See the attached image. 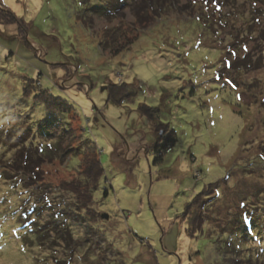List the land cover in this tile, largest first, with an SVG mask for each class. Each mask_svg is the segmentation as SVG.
Instances as JSON below:
<instances>
[{"label": "rangeland", "instance_id": "obj_1", "mask_svg": "<svg viewBox=\"0 0 264 264\" xmlns=\"http://www.w3.org/2000/svg\"><path fill=\"white\" fill-rule=\"evenodd\" d=\"M0 1L18 18L0 12V264H264V2L176 0L136 30L140 0ZM123 26L130 45L102 49ZM120 81L136 93L117 103ZM161 123L176 143L155 163ZM227 174L191 235L188 203Z\"/></svg>", "mask_w": 264, "mask_h": 264}, {"label": "trees", "instance_id": "obj_2", "mask_svg": "<svg viewBox=\"0 0 264 264\" xmlns=\"http://www.w3.org/2000/svg\"><path fill=\"white\" fill-rule=\"evenodd\" d=\"M167 1H169V2L167 3ZM174 1H176V0H140V1L136 2V4H134V6H133L134 19L129 25L132 26V28H135V29L137 28L136 30H138V27H144V26L147 27L149 24H151L154 20H156L159 16H161L165 12V8L167 5L172 6ZM202 1L203 0H190L189 2L192 3V6H194L195 3L202 2ZM258 1L264 2V0H258ZM212 2H215V0H213ZM106 4L107 3H105V4L102 3L99 5H92L93 11H95L96 14H100V15L105 16V17L116 16L117 13H115V11L118 10V8H117L118 5L114 4V6H111V5H108V4L106 5ZM0 12H1V14L6 15V17L9 16L8 21H17L18 20L16 15H14L13 12H10V9H7V6H5L1 1H0ZM131 29L127 31L126 26H123L122 29L120 31H118L119 32L118 35L116 34V32L111 33L108 30L104 31V32H106L107 35L108 34H110V35L107 39L101 40V43H100L101 48L106 49V50L111 49V51L113 50L114 53H118L119 51H122L124 49V47L127 46L128 44L130 45V43L132 41L130 39V35L132 33H134V31L132 33H129V32H131ZM263 30L264 29H262L261 31L263 32ZM29 92H30L29 87H26L25 88V95H28ZM135 93H136V88L133 84H125V83L120 81L117 84L111 85V98H113L117 103L122 102L124 99L133 98ZM38 98H39V102L44 104V106L47 109V111L49 112V114L51 112L52 113H56V112L68 113L70 111L69 109L72 108V106H70L68 103H65V101L64 102L60 101V97H54L53 95H51L49 93H44L43 96H40ZM140 110H141V112H143V114H145V113L147 114V116L151 119L153 124H156L155 121H156L157 116H156V114L152 113L154 110H152L150 107H147V106L141 107ZM162 129L165 130V132L168 130L167 126L164 125L163 123H161L160 126L155 125L154 130H155L156 134L158 135L157 136L158 141L150 147V149L153 150L155 155H156V157L154 159L155 163L162 162L165 158V155L167 153H170L173 151V146L176 143V138L174 137L173 134H169L167 137L163 136V134L165 132L163 134H160V131ZM60 137L63 139L64 133L62 135H60ZM160 139H164V142L161 143ZM90 155H92V154L90 153L89 156ZM261 158H262V156L260 155L259 157L255 156L251 159V162L252 161L256 162V160H259L257 162L261 165L260 167H262V169H260L259 176H257V178H258L257 180L259 181V183L261 180V177H260L261 171L264 170V156L262 159ZM90 160L88 159V157L86 158V161L88 164H89ZM249 160L250 159H248V161ZM93 161L95 162L94 166L90 167L89 166L90 164L89 165L87 164L85 167V175H87L88 178H93V180H94V185L90 189L89 196H87V194H86L85 195L86 197H83L84 191H82L80 189L77 190V192L82 193L81 196L84 198L82 200V203L87 202L86 204L88 206H91V204H92L91 202L94 203L92 191H94L97 188L99 178L102 176L103 170H104L98 156H97V158L93 159ZM263 173H264V171H263ZM250 174H252L253 177H255V175H256L254 173H250ZM250 174L244 173V176L245 175L249 176ZM259 178H260V180H259ZM227 184H228V174L225 177L219 179L218 181L211 182L202 192L198 193L194 197L192 202L188 203V205L185 209L184 215H183L184 218L188 220V233H190L191 235H195L199 232H203L204 225L207 224V219H208L206 216V214H207L206 212L208 210L206 208V203H207L206 200L208 198H210L211 196H213L214 194L216 196H219L220 193L218 194V189H220V187H222L223 189L225 188V186L228 187ZM257 184H258V182H256L254 186H257ZM29 221L30 220H28L27 222L24 221L21 223L24 225H29L30 224ZM66 231H67V235L70 236L71 231H68V229ZM250 232H254V231H251L249 229L248 234ZM228 233H227V235H228ZM246 234H247V230H246ZM238 235H240V233ZM63 236H65V235L63 234ZM234 238H236V237H234ZM64 239H65V237H64ZM35 245H37V244H35Z\"/></svg>", "mask_w": 264, "mask_h": 264}, {"label": "water", "instance_id": "obj_3", "mask_svg": "<svg viewBox=\"0 0 264 264\" xmlns=\"http://www.w3.org/2000/svg\"><path fill=\"white\" fill-rule=\"evenodd\" d=\"M103 217H104V218H108L109 216H108V214L104 213V214H103Z\"/></svg>", "mask_w": 264, "mask_h": 264}, {"label": "snow or ice", "instance_id": "obj_4", "mask_svg": "<svg viewBox=\"0 0 264 264\" xmlns=\"http://www.w3.org/2000/svg\"><path fill=\"white\" fill-rule=\"evenodd\" d=\"M226 83L231 84L232 82L231 81H226Z\"/></svg>", "mask_w": 264, "mask_h": 264}]
</instances>
